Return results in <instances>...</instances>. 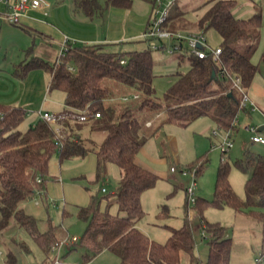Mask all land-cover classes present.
I'll use <instances>...</instances> for the list:
<instances>
[{"label": "trees", "instance_id": "obj_1", "mask_svg": "<svg viewBox=\"0 0 264 264\" xmlns=\"http://www.w3.org/2000/svg\"><path fill=\"white\" fill-rule=\"evenodd\" d=\"M103 1L77 0L76 3L90 17L103 15L108 6L128 8L133 3L132 0ZM148 1L154 8L155 0ZM205 4L209 6L197 23L200 29H214L219 34L220 60L212 56L198 58L187 52L179 54V61L187 59L190 69L176 73V81L163 98L156 95L151 49L118 52L109 50V43L70 44L67 52L54 62L34 55V46L26 50L27 57L15 67L17 77L23 79L31 69L43 68L50 74L49 90L65 93V110L87 108L91 114L100 112V117L90 116L82 122L69 117L58 124L40 118L22 131L18 127L28 116V111L19 106L0 104L3 115L0 118V244L7 245L10 240L25 252L31 251L24 240L8 234L16 225L26 230L47 260L50 259L53 246L61 240L60 225L50 216L45 229L42 228L40 220L27 213L23 204L38 192L46 191V177L54 155L58 154L62 163L70 158H84L90 152L97 156L94 183L105 181L111 164L119 167L120 177L114 192L103 191L104 186L95 191L87 186L90 201L78 207L79 219L86 222L80 244L87 249L89 258L109 250L119 257L120 264H183L185 261L187 264H231L232 237L227 235L224 225L204 218V211L212 206H229L252 215L261 223L264 234V153L250 150L235 161L244 172L252 167L245 181L244 198L232 187L230 164L225 158L221 159L218 168L213 198L196 197L197 211L208 233L209 251L205 262L196 254L195 234L188 219L179 228L168 226L170 235L165 242L150 239L139 227L145 216L141 196L159 179L155 172L137 162L147 140L165 124L187 127L202 116L210 117L218 127L230 128L241 111V94L231 88L228 74L239 75L247 90L258 71V64L252 57L262 37L263 13L256 12L249 18L238 17L234 13L235 0H208ZM184 15V9L175 1L166 25L175 30ZM223 68L228 74L222 73ZM106 79L125 84L133 91L124 95L139 94L137 99H142L137 109L153 112L156 117L160 114L157 120L147 126L149 115L138 117L136 106L111 104L122 101L120 97L124 95L114 97ZM58 125L62 127V134ZM88 127L92 132L105 133L104 138L100 142L94 138L85 139L82 131ZM208 160L206 154L198 157L201 161L198 174ZM114 204L118 206L117 213L111 212ZM164 210L160 212L161 216L167 212L166 206ZM53 261L51 259L49 264ZM16 262L13 251L6 249L5 263Z\"/></svg>", "mask_w": 264, "mask_h": 264}, {"label": "rangeland", "instance_id": "obj_2", "mask_svg": "<svg viewBox=\"0 0 264 264\" xmlns=\"http://www.w3.org/2000/svg\"><path fill=\"white\" fill-rule=\"evenodd\" d=\"M65 1L70 2L73 0ZM101 1L104 3L103 0ZM176 1H178L182 6V9H184L185 15L184 20H178L175 30H201L197 21L202 16V10L206 7L207 4L205 3L208 0H184L185 4H183L180 0ZM132 2V6L128 8L111 6V8H113V13L111 16L110 25H112L114 29L126 28L128 29V33H131L132 35L137 33L140 34L138 36H133L126 39L123 43H109L107 47L111 51L118 52L151 49L154 59V72L156 74L154 81L156 94L159 98H163L165 92L170 87L171 82L169 83V81H172V75L177 71H188L190 69V63L187 59L184 61H179L177 54L169 53L168 49L173 43V40L166 39L164 41L167 44V48H152V44H158L159 42L156 40H145L142 37V33L146 30V25L148 24L149 20L154 17L157 11L158 16L162 14V9L155 7L153 8L152 4L148 0H132ZM108 7L106 9H108ZM235 10V15L241 18H249L256 12H262L264 15V0H235L234 11ZM206 32L209 43L214 46L218 45L219 35L216 33V31L214 29H209ZM261 33L262 37L260 43L252 57L254 62L258 64V71L251 86L247 89V94L249 98L255 103L257 109L254 111L251 109L247 111L241 110L239 112V125L233 136L234 146L227 152L225 156V160L230 164L229 179L232 187L242 198L245 197V181L250 175L252 167H249L248 171L244 172L235 165V161L237 159L243 158L245 156L246 150H250L254 153H264V145L252 143L250 138L251 134L243 127L248 121H251L254 124L264 123V25L261 28ZM105 83L111 87V92L114 96L116 95V88L112 87L113 84L126 87L125 84L116 82L112 79H106ZM131 91L132 90L128 88V92ZM53 94L55 98L56 96H59L61 99H63V102H65V93L62 90H53ZM141 99L138 101L133 100V102L130 100L128 102L115 101L110 103L118 107L122 106L124 103L133 105L134 108L136 106L135 114L138 117L142 118L143 115H149L150 118H155L157 120L158 116L156 117L153 112H143L140 109H137V105L141 102ZM57 105L59 110L50 112L58 113L64 110V108L62 109L63 105ZM34 116L36 115H33V117ZM30 121L31 118L27 116L20 124L18 129L25 131L28 129ZM174 125H176V128H178V142L180 141L182 152H179L176 157L173 153L165 154L163 159L164 161L160 164H151L152 161L148 163L143 160L146 166L153 167V170L155 169V173L159 176V179L156 185L151 189L149 193V199L144 203L143 209L145 211V216L141 220V226L146 232L148 231L149 234H147L152 239L164 242L170 235L168 226L179 228L188 219L195 234L196 254L200 260L202 259V261H206L209 251L207 233L205 232L203 234L202 227H200L202 223L200 215L197 211L196 203L188 204L187 188L192 184V175L190 173L187 175L183 174L180 170L172 171L171 168L176 167L180 169L182 167H187L191 170H194L196 165L201 164V161H198V157L201 154L208 155L209 160L206 166L204 167L203 171L197 175L195 192L196 196L198 197L212 199L215 189L216 175L222 159V150L219 147L220 143L222 142V138L220 136L213 137L211 135L213 130L218 129V126L210 117L207 116L198 118L187 127L177 124ZM169 128L172 127H167L166 130H169ZM184 128H187V130L185 131ZM221 133L223 134V132ZM82 135L85 139H88V141L90 137H97L98 139L100 138V140H102L105 136V133L97 132L93 135L90 128L88 127L85 129V131H82ZM191 135H193V141L190 139ZM87 144L89 145L90 143L87 142ZM196 146L201 148V150H199L201 154L198 153L199 155L197 153H192V151H195ZM140 152H142V150H140ZM151 152L153 153L154 150ZM140 154H138L137 157H139ZM90 156L93 155L89 153L84 158H70L61 163L58 154L54 155L51 158L49 164V170L46 177L47 180H51L53 175H59L58 173L61 166L71 164V166L75 168L81 161H85L86 158H89ZM180 157L184 158L181 160L182 162L178 160ZM188 160L191 161L187 162ZM79 182L84 188L90 186L94 191L102 186H105L108 189V192L116 189L118 184V180L113 171L108 172L104 182H89L87 178H83V180L81 179ZM40 194L41 192H38L34 198L40 200L39 198L42 196L43 199L46 200L44 192L41 195ZM48 199L50 206H52V210L56 212L57 217L56 220L53 221L54 223L58 222V225H60L61 234L62 231H66V236L69 239H72L74 236L78 238V241L74 243L75 248L67 257H65V255L68 249L65 246L61 249L60 257L62 256L64 262H67L68 264H120L119 257L111 251H106L98 254L95 257L89 258L87 249L80 244V238L86 229V222L79 219L78 207L67 205L64 215L63 208L65 200L63 195H53L50 193L48 195ZM165 206L167 212L161 216L160 212L164 210ZM51 217L53 219L52 215ZM204 218L208 222H218L224 225L227 230V235L232 237L233 245L231 264H258L255 261V258L259 257L264 251V234L261 223L258 222L252 215L246 212L236 211L229 206L223 208L212 206L204 211ZM21 232L22 236L20 238L17 230H15V232L10 235H17V238L19 239H27L28 234H26L24 230ZM66 236L62 237L61 239H64ZM8 243H11V245L13 244V250H15L14 252H16L17 255L16 264H25L20 247L13 241L8 240ZM7 248V245L3 243L0 244V264H6L5 254L2 256L1 252H6ZM56 254L57 253L51 252L50 259L46 260L44 264H49L51 259L55 258ZM31 260L34 259L32 258ZM183 264H187L186 261L183 262ZM259 264H264V260Z\"/></svg>", "mask_w": 264, "mask_h": 264}, {"label": "crops", "instance_id": "obj_3", "mask_svg": "<svg viewBox=\"0 0 264 264\" xmlns=\"http://www.w3.org/2000/svg\"><path fill=\"white\" fill-rule=\"evenodd\" d=\"M47 1L48 4L43 8L28 9L20 24H12L5 19L7 6L0 0V104L25 108L28 111V117L31 118L29 126L35 124L40 119V111H57L59 110L57 104L63 105L62 109H65V102H63V99L59 96H56L55 98L53 91L49 90L50 74L43 68L31 69L27 76L23 79L14 74L16 65L24 61L27 57L26 50L30 46H34V55L54 62L57 60L61 47L66 39L69 40L70 44L123 43L126 39L140 34L137 33L132 35L131 33H128V29L126 28L114 29L113 26L110 25L113 13V8H111V6L108 7L109 15L108 9H106L103 15L90 17L83 13L77 6V0L70 2H66L65 0ZM180 1L185 4L184 0ZM208 6L209 4L206 5L201 14L205 12ZM234 12H236V10ZM147 26L148 24L146 27ZM220 41L221 38L219 36L218 45H220ZM176 73L172 75V81H169V83L171 82L170 86L177 79ZM112 87L116 88V95L114 96L112 93V95L116 98L124 94L133 93V91L128 92V87L122 85L113 84ZM131 102H133V100H131ZM1 113L2 112H0V114ZM33 115L36 116L33 117ZM148 120H152V122H154L156 119L149 118ZM173 125L174 124L172 123L165 124L147 140L144 147L141 149V154L139 153L140 155L137 157L138 164L152 171L153 167L146 166L143 160L148 163L152 161L151 164H160L163 163L165 154L173 153L176 157L179 152H182L180 141L178 142V128H176V125ZM167 127L172 128L166 130ZM58 129L62 134L61 125H58ZM184 129L185 131L187 130V128ZM91 133L94 135V133L97 132L91 131ZM98 133H100V131ZM190 139L193 141V135L190 136ZM95 140L97 142L101 141L100 138L98 139L97 137ZM152 150H154L153 153L151 152ZM199 150H201V148L196 146L195 151H191L193 154H201ZM90 153L93 156H90L89 158L87 157L85 161H81L77 167L74 168L71 164L61 166L58 173L59 175H53L51 180H47V188L44 192L46 200L40 196V198L38 197L40 200L33 198L23 204L27 213L40 220L42 228L45 227L48 217L52 215L53 220H56L57 217L56 212L52 210V206L49 204L50 197L48 199V195L50 193L53 195H63L65 200L63 208L64 215L67 205L80 207L89 203L90 192L87 187L84 188L80 184L79 180L81 179L78 178L80 176H84V179L87 178L89 182H93L95 179L97 156L95 152ZM182 159L184 158L180 157L178 160L181 161ZM189 161L191 160H188L187 162ZM110 171H113L118 180L120 177L119 167L116 164H111L109 166V172ZM153 172H155V169ZM104 188L106 187L104 186ZM151 189L143 192L141 196L142 206H144L145 201L149 199ZM115 190L116 189L111 192H114ZM106 191H108L107 188ZM117 211L118 206L117 204H114L111 207V212L117 213ZM55 224H58V222H55ZM139 227L146 234L148 233V231L146 232L141 226V221L139 223ZM200 227H202V230H205L203 223ZM15 230L18 231L20 238L22 236L21 231L24 229L18 228L15 225L9 230L8 234L10 235L14 233ZM24 231L28 234V237L27 239H21L28 244L31 250L30 252H25L20 248L25 264H44L47 260L46 255L39 248L32 236L26 230ZM66 235V231H62L61 238ZM150 239L152 238L150 237ZM7 247V249L13 251L17 258L16 252L13 250V244L11 245V243H8ZM106 251L109 250H104L103 252ZM1 253V255L4 256L5 252ZM70 253L71 251L67 253L65 257H67ZM31 256L34 260H31Z\"/></svg>", "mask_w": 264, "mask_h": 264}, {"label": "built area", "instance_id": "obj_4", "mask_svg": "<svg viewBox=\"0 0 264 264\" xmlns=\"http://www.w3.org/2000/svg\"><path fill=\"white\" fill-rule=\"evenodd\" d=\"M7 6V11L5 13V19L12 24H20L23 16H25L26 12L30 8H43L48 4L47 0H1ZM176 0H155V8H161L162 14L158 16V11L154 15L146 28V30L142 33V37L145 40H156L158 44H152L153 49H164L167 48V44L164 42L166 39L173 40V43L170 45L168 49L171 54H182L187 52L188 54H193L198 58H207L208 56H212L215 60H220V56L222 53V47L220 45H212L209 43L206 35V31L201 29L198 31H186V30H173L169 26L166 25L167 18L169 16L170 9ZM70 43L69 40L66 39L63 43L59 56L64 55L69 49ZM125 62V60H122ZM222 73L228 74L227 70L223 68ZM231 79V88L241 94L240 99V109L241 110H255L257 106L255 103L249 98L247 94L246 88L243 86L242 79L239 75H229ZM139 98V94L133 95H124L120 97L123 102H128L131 99ZM109 100H114V98H109ZM40 118L52 123L58 124L60 121L71 118L74 121H86L90 116L100 117V112H96L91 114L89 110L86 109H71L63 110L58 113H52L50 111H40ZM160 114H158L159 116ZM2 113L0 114V118H2ZM152 121L147 122V125H151ZM239 125V115H237L232 121V126L228 129H224L218 127V129L213 130L211 135L213 137L220 136L222 138V142L219 147L222 150V158L224 159L227 152L234 146V133L236 132ZM264 126L262 124H254L251 121H248L243 126L251 134V142L259 143L264 145V128L260 130V127ZM223 132V134L221 132ZM58 137V136H57ZM59 139V137H58ZM60 140V139H59ZM199 165H196L194 170H191L187 167H182L180 169L176 167H172V171L180 170L183 174H191L192 176V184L188 186L187 192L189 195L190 203L196 202V192L195 187L197 184V175H198ZM40 181L41 178L39 177ZM103 191H106V188H103ZM203 230V234H204ZM78 241V238L74 236L72 239H69L67 236L64 239H61L57 244H55L52 248V253H57L53 264H68L64 262L62 256L60 257L61 249L65 246L68 250L74 246V243ZM264 260V251L263 253L256 258L257 263H261Z\"/></svg>", "mask_w": 264, "mask_h": 264}, {"label": "water", "instance_id": "obj_5", "mask_svg": "<svg viewBox=\"0 0 264 264\" xmlns=\"http://www.w3.org/2000/svg\"><path fill=\"white\" fill-rule=\"evenodd\" d=\"M263 128H264V126H261V127H260V130H262Z\"/></svg>", "mask_w": 264, "mask_h": 264}]
</instances>
